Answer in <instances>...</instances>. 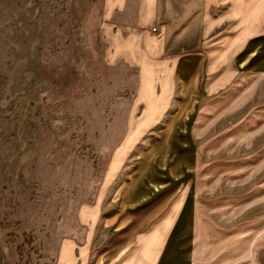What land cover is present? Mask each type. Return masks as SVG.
I'll return each instance as SVG.
<instances>
[{
  "label": "rangeland",
  "instance_id": "obj_1",
  "mask_svg": "<svg viewBox=\"0 0 264 264\" xmlns=\"http://www.w3.org/2000/svg\"><path fill=\"white\" fill-rule=\"evenodd\" d=\"M172 1L159 0L161 30ZM176 1L188 7L174 11L181 26L171 22L166 46L194 49L200 11L191 7L200 0ZM101 3L0 0V264H55L60 241L88 231L78 212L103 204L130 173L155 183V199L167 188L176 197L181 181L192 218L197 210L230 228L250 220L251 262L264 264V72H238L204 93L187 121L156 140L167 112L143 121L154 108L146 88L160 95L165 75L142 82L136 68L106 63L96 36ZM174 127L184 134L173 137ZM228 239L204 247L205 259L239 264L248 243ZM93 242L92 255L102 240Z\"/></svg>",
  "mask_w": 264,
  "mask_h": 264
},
{
  "label": "crops",
  "instance_id": "obj_2",
  "mask_svg": "<svg viewBox=\"0 0 264 264\" xmlns=\"http://www.w3.org/2000/svg\"><path fill=\"white\" fill-rule=\"evenodd\" d=\"M158 3L159 0H102L96 31L107 64L124 62L136 68L142 82L165 75L158 80L160 95L155 93V86L146 88V104L154 108L143 121H159L167 112L166 124L158 131L156 140L164 138L175 122L187 121L204 93H216L238 72H264L262 0H200L191 7L200 11L199 44L181 51L166 46L165 34L182 19L174 11L187 8L188 4L167 2L170 20L165 14L161 30ZM235 27L237 31L231 32ZM181 32L179 36L184 35ZM173 129V137L184 134L179 131L181 128ZM161 151L156 150V154H162ZM182 187L180 181L179 193L173 199L174 192L168 188L158 199L150 198L149 193L156 191L155 183L130 173L103 204L85 206L78 212V222L88 226V231L84 230L80 242L62 239L54 263L219 264L215 257L205 259L204 247L217 248L222 238L233 241L238 234L248 243V251L239 256L243 258L239 264H252L250 220L230 228L218 223L211 225L212 220L199 217L197 210L192 218L191 199ZM257 220V229H262V217ZM96 227L99 238L94 237ZM94 239H101L102 243L92 255Z\"/></svg>",
  "mask_w": 264,
  "mask_h": 264
},
{
  "label": "built area",
  "instance_id": "obj_3",
  "mask_svg": "<svg viewBox=\"0 0 264 264\" xmlns=\"http://www.w3.org/2000/svg\"><path fill=\"white\" fill-rule=\"evenodd\" d=\"M152 30H154V28H152Z\"/></svg>",
  "mask_w": 264,
  "mask_h": 264
}]
</instances>
